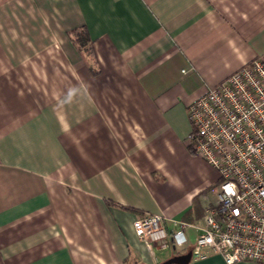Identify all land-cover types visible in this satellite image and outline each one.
Masks as SVG:
<instances>
[{
  "label": "crops",
  "instance_id": "crops-1",
  "mask_svg": "<svg viewBox=\"0 0 264 264\" xmlns=\"http://www.w3.org/2000/svg\"><path fill=\"white\" fill-rule=\"evenodd\" d=\"M81 28L92 57L67 36ZM254 60L264 0H0V264L191 253V227L183 247L146 248L132 224L201 225L219 179L190 150L186 109Z\"/></svg>",
  "mask_w": 264,
  "mask_h": 264
},
{
  "label": "built area",
  "instance_id": "built-area-1",
  "mask_svg": "<svg viewBox=\"0 0 264 264\" xmlns=\"http://www.w3.org/2000/svg\"><path fill=\"white\" fill-rule=\"evenodd\" d=\"M192 152L217 174L215 200L201 225L148 214L133 231L146 248L166 242L187 245L185 229L197 235L193 257L207 251L225 264H264V63L254 60L209 88L186 109Z\"/></svg>",
  "mask_w": 264,
  "mask_h": 264
},
{
  "label": "trees",
  "instance_id": "trees-1",
  "mask_svg": "<svg viewBox=\"0 0 264 264\" xmlns=\"http://www.w3.org/2000/svg\"><path fill=\"white\" fill-rule=\"evenodd\" d=\"M67 36L81 56L92 57L90 41L83 28L70 31L67 33ZM190 150H192L191 146Z\"/></svg>",
  "mask_w": 264,
  "mask_h": 264
},
{
  "label": "water",
  "instance_id": "water-1",
  "mask_svg": "<svg viewBox=\"0 0 264 264\" xmlns=\"http://www.w3.org/2000/svg\"><path fill=\"white\" fill-rule=\"evenodd\" d=\"M190 258H191V253L189 252L184 256L173 257L167 260L166 262H164L163 264H188Z\"/></svg>",
  "mask_w": 264,
  "mask_h": 264
},
{
  "label": "rangeland",
  "instance_id": "rangeland-1",
  "mask_svg": "<svg viewBox=\"0 0 264 264\" xmlns=\"http://www.w3.org/2000/svg\"><path fill=\"white\" fill-rule=\"evenodd\" d=\"M196 158H198V157L196 156ZM190 176L193 179L192 183H193L194 187H196V186L198 187L199 185H201L202 176H201L200 168L198 165L196 166V168L194 170L191 171ZM193 245H194V243H192V247H193Z\"/></svg>",
  "mask_w": 264,
  "mask_h": 264
}]
</instances>
